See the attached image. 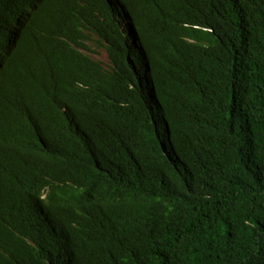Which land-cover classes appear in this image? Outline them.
Masks as SVG:
<instances>
[{
    "label": "trees",
    "instance_id": "obj_1",
    "mask_svg": "<svg viewBox=\"0 0 264 264\" xmlns=\"http://www.w3.org/2000/svg\"><path fill=\"white\" fill-rule=\"evenodd\" d=\"M25 1L0 264H264V0Z\"/></svg>",
    "mask_w": 264,
    "mask_h": 264
},
{
    "label": "bare ground",
    "instance_id": "obj_2",
    "mask_svg": "<svg viewBox=\"0 0 264 264\" xmlns=\"http://www.w3.org/2000/svg\"><path fill=\"white\" fill-rule=\"evenodd\" d=\"M32 16H33V13H31L29 15V18L31 19ZM1 22H5V21L2 20ZM12 22H13V20L11 21V24H12ZM11 24H9V25L4 24L2 29H4V28L8 29ZM20 25H21L20 21H18L16 24V27H14V29H11L10 31H8V33H5L6 31L0 30V47L4 44L5 40H10L9 46L7 48L3 49V51H1L2 52L1 54L5 55V56H8L9 54H11L10 58L13 54L14 55L16 54V56H18V53L20 51V45L24 41L23 39H25V36H22L20 34L22 31V26L20 27ZM130 92H131V94L134 93L132 85H130ZM42 216L44 218L47 217V215H45V214H42Z\"/></svg>",
    "mask_w": 264,
    "mask_h": 264
},
{
    "label": "clouds",
    "instance_id": "obj_3",
    "mask_svg": "<svg viewBox=\"0 0 264 264\" xmlns=\"http://www.w3.org/2000/svg\"><path fill=\"white\" fill-rule=\"evenodd\" d=\"M44 7L45 6H43V5L37 4L34 0H26L25 1V10H26V13L29 14V15L31 13H33V16H36L37 13H39ZM90 48H91V46H90ZM10 55L11 54L6 56V59H7V63L10 65V67L12 68V71H13V69L16 66V64L18 63V61L22 57L23 53L19 51L18 56H16V54L15 55L13 54L11 56V58H10Z\"/></svg>",
    "mask_w": 264,
    "mask_h": 264
},
{
    "label": "rangeland",
    "instance_id": "obj_4",
    "mask_svg": "<svg viewBox=\"0 0 264 264\" xmlns=\"http://www.w3.org/2000/svg\"><path fill=\"white\" fill-rule=\"evenodd\" d=\"M92 51L90 55L93 57V60L95 62H100L103 66V68L106 70L108 68V60H107V54L105 50L103 49H98L96 45L90 48ZM129 84V88H130Z\"/></svg>",
    "mask_w": 264,
    "mask_h": 264
}]
</instances>
